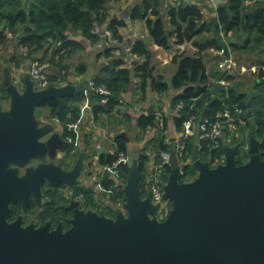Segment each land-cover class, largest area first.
Here are the masks:
<instances>
[{
  "label": "water",
  "instance_id": "95a60500",
  "mask_svg": "<svg viewBox=\"0 0 264 264\" xmlns=\"http://www.w3.org/2000/svg\"><path fill=\"white\" fill-rule=\"evenodd\" d=\"M128 13L125 9L129 33L136 37ZM30 70L22 77L23 89L11 73L2 81L9 106L5 109L0 98V264H264V157L253 132L249 158L243 163L236 158L237 147L225 145L224 163L212 166L200 158V146L195 145L191 162L198 174L187 182L178 178L179 160L172 145L163 194L172 208L163 221L156 219L159 205L152 203V192L142 195L136 163L124 186L127 215L119 212L116 219L107 218L85 210L73 198L64 207L72 213L67 229L62 223L55 228L49 223L24 226L21 215L10 221L12 203L21 200L25 206L31 195L40 202L44 181L74 191L87 156L82 153L70 170L40 163L19 176L7 168L68 148L51 126H39L35 111L86 85L56 86L55 73H49L47 87L35 90ZM20 75L18 71L16 77Z\"/></svg>",
  "mask_w": 264,
  "mask_h": 264
},
{
  "label": "crops",
  "instance_id": "0c3cea01",
  "mask_svg": "<svg viewBox=\"0 0 264 264\" xmlns=\"http://www.w3.org/2000/svg\"><path fill=\"white\" fill-rule=\"evenodd\" d=\"M143 1L144 0H106L105 12L108 15L106 22H109L113 17H117L119 20L124 21V25L118 26L123 41L110 56L103 53L109 47L108 39L105 36L99 38V40H93L87 36L81 35L79 31L75 32L73 29H70L68 31L72 37L82 42V48L75 52L56 57L53 62L55 65L51 66V69H46L48 75L49 73H55L54 84L56 86H65L70 83L76 86L82 83L86 84L83 91H80L83 92L84 98L79 102L81 113L80 118L75 121L77 123L76 128L74 129L75 138L70 141L68 140V137L66 138L64 136L65 123L60 122L54 117L48 106L43 104L36 108L35 111V117L39 121V126H51L53 134L68 143V148L56 150L58 156H61V158L66 156L67 161L69 160V169L63 168V170L72 169L82 153L87 155L83 161V170L79 176L80 184L76 186L91 189L93 202L90 205V210L97 211L99 214L105 215V217L111 219H116L119 212L123 215H127V210L124 207L126 198L124 186L126 185L130 168L133 167L135 163L139 166L140 189L143 197L147 196L148 192L145 190L146 175L147 173L154 171L155 164L158 162L159 152L161 151V144L164 143L168 145V149L170 148L171 150V146L174 145L179 137L181 128L176 122L178 112L173 105V98L179 90L173 88L171 85L172 78L177 72L178 64L173 58L179 53L194 55L199 52V49L193 41H186L181 44L172 43L169 48H164L153 43L150 38L149 29L146 25V19L130 18L131 12L136 8L139 12L142 11ZM155 1H160L161 3L164 2L165 5H172L178 0ZM184 1L198 3L203 10V15L206 21L214 22V26L217 24L215 28L212 26L213 30L208 34L213 36L218 30L220 40L224 42L223 48H226V53L223 55H219L217 52L218 49L215 48H209L201 52L206 66V73L209 77L211 89H209V91L211 92V98L221 96L224 93L223 90L226 89L227 86L233 85L235 82L240 83V91L251 86L257 68L262 62H264V48H260L258 51L255 49V51H252L253 54L251 56L248 55L249 57L243 53L239 56L238 54L240 52H246V49H237L232 46L231 44H236L237 42L236 36L232 31L225 33L221 25L217 23L219 22L217 15L219 4L215 5L209 0V2H206V0ZM254 1L255 0H246L243 2L244 4L246 3L247 6L251 4L252 7H257V4H254ZM5 4H7V6L9 4L10 6H8V8L11 10L21 8L29 11L30 9H34L35 13H38V9L41 8L43 10L42 17H46L48 14V6L45 3H40L39 0H13ZM125 9L129 10L128 17L131 21L132 29L137 34L136 37L129 33V27L124 15ZM164 13L166 14V10H164ZM245 17L248 18V15ZM30 26L32 29L34 28L32 24H30ZM23 28V26L10 28L6 25V21L0 17V36L2 34L6 35L5 39L0 42V59L3 61L0 63V98L2 103H5L7 96V91L2 86L4 76L7 73H11L13 81L16 80L15 82H18V88L23 89L24 83L22 77L27 74L26 69L28 67L31 68L36 63L42 64L40 61L42 62V59L47 55L50 56L51 50L54 49L58 43L52 38H48L41 43L42 45H40L39 49L31 52V48L25 47L19 43L21 35H24ZM105 28L104 25L101 29ZM9 29H12V33H16L17 35L13 45L9 43L11 40V37H9L11 31L5 32ZM101 32L103 33L104 30H101ZM138 37L144 38L150 42V48L153 53V77L156 80L160 79L167 83L169 88L166 91L158 92L154 89L151 80H148L146 90L142 92L139 87L140 77H134L128 89L122 92L120 103L112 111L100 113L96 117L93 112L90 98L93 90H97L91 86V82L106 76L107 70L110 69L109 65L111 63V58H124L126 60V65L130 68L135 63L142 62L143 59L141 57L130 53L131 43ZM232 38L234 39V42H231ZM239 44L242 45L240 42ZM9 45L11 49L18 51V55L21 57H17L15 53H12L10 57L12 60L10 61L7 56H4L3 51L6 50ZM187 47H191L194 50L192 51L193 54L188 53L189 50L186 49ZM229 59L231 61H229ZM222 60L225 63V68L219 67V63ZM18 61L21 62L19 66L16 65ZM18 71L21 72V75L16 77ZM228 74L234 75L235 78L233 80H227L225 75ZM248 74H250V77H252L253 80L249 83L247 82L244 86V80ZM30 77L34 89L41 90L36 86V80L32 77L31 72ZM201 99V97L195 99V104ZM204 104L206 106L205 102L198 107V118L207 116L205 106L202 108ZM241 107L245 114L246 108L242 105ZM249 111L251 110L247 109L248 117L246 119L243 118L244 114H235L236 121L234 123L225 122L224 134L209 143V145H212V148L209 150L219 151L220 149L221 151V155L217 160H220V158L221 161L222 159H225L223 151L225 145L230 147L242 145L240 147L246 152L248 160L250 135L252 132L255 134L248 121L252 117V114L249 116ZM149 113L156 115V124L147 128L140 127L138 125V118L143 114ZM160 116H162V119ZM243 129L246 131L245 135L242 134ZM119 133H124V135H118ZM230 137L231 140H229ZM118 138H121L120 141L123 142V152L119 149ZM191 138L193 139H190V141H194L195 143L194 147L197 144L201 146L200 158L202 159L201 151L205 150L206 145L204 146V144L200 142L198 132H196ZM256 139L260 143V139L257 137ZM76 145L77 151L72 153L71 148ZM110 153H118V159L111 165L101 164L99 160L100 156L102 154ZM69 155L71 157H69ZM120 157L122 158L120 159ZM208 159L209 160H202L209 161L211 165L214 166L211 162L212 160L210 158ZM86 162H89L92 165L94 164L97 169L94 171L93 169H88L86 167ZM85 169H87V171ZM192 169L195 171L193 176H197L198 170L194 166ZM84 172L87 173L82 177L81 175ZM170 172L171 168L168 170L167 176L164 177L166 182ZM105 180L107 184H104ZM66 188L70 189L67 185L61 186V189ZM70 192L73 191L70 189ZM117 193H123L125 198L116 197ZM65 196L67 199H73L69 194ZM81 207L84 208V206Z\"/></svg>",
  "mask_w": 264,
  "mask_h": 264
},
{
  "label": "trees",
  "instance_id": "16d2710c",
  "mask_svg": "<svg viewBox=\"0 0 264 264\" xmlns=\"http://www.w3.org/2000/svg\"><path fill=\"white\" fill-rule=\"evenodd\" d=\"M13 0H0V17L6 21V25L10 28L23 26L24 35H21L19 43L25 47L31 48V52L39 49L41 43L48 38L57 41V46L51 50L49 65L54 66L56 57L75 52L82 48V42L72 37L68 30L73 29L75 32H80L81 35L87 36L93 40L103 38L106 29H110L118 43L113 45L109 43V47L103 52L110 56L113 51L121 44L123 37L118 30V26L124 25L123 20L113 17L106 22L108 15L105 12L106 0H39L40 3H45L48 6V14L42 17V9H38L35 13L34 9L26 11L25 9H9L8 2ZM243 1L246 0H227L218 5L217 15L218 24L221 25L223 31L228 33L232 31L239 33L241 25L245 24L250 27L254 33L262 37L264 36V4L263 0H255V6L249 13L248 18L244 15L248 7ZM200 2V1H199ZM203 2V1H202ZM206 2H209L206 0ZM142 11L137 8L131 12L130 18L146 19V25L149 29L151 41L164 48H169L172 43L181 44L186 41H193L199 49V52L194 55H186L179 53L174 56L173 60L178 64L177 72L172 78L171 85L179 92L173 98V105L176 108L179 102L184 103L183 109L177 111L176 122L182 128L183 122L191 115L197 114L198 107L206 102L207 116L213 118L214 115L226 108H231L232 105L239 104L246 109L243 118L248 117L247 109L251 110L252 117L249 119L251 129L260 139V154L264 157V62L260 64L255 72V78L251 86L243 90H239L240 83L233 82L223 90V94L218 97L211 98L209 91V77L206 73L202 51L209 48L221 49L224 42L220 40V34L217 30L216 34L210 36L214 22H207L203 15V10L198 3L178 0L174 4L165 5L164 2L155 0H144L142 2ZM166 10V14L164 13ZM245 20V23H244ZM32 24L34 28L30 26ZM105 25V29H101ZM217 25V24H216ZM215 25V26H216ZM214 26V28H215ZM101 30L104 32L102 33ZM6 35L0 36V42L5 39ZM241 37V36H240ZM237 40V38H236ZM250 44V36H247L239 44H231L237 49H247ZM255 50V49H254ZM130 53L143 59L142 62L135 63L132 67L126 65V60L122 57L111 58L104 78L93 81L95 86H104L108 91L106 96L104 93L94 91L91 94V103L94 115L97 117L100 113L112 111L119 103L122 92L128 89L134 77H140L139 87L142 92L146 90L148 80L155 90L158 92L166 91L169 85L160 79H155L153 72V53L150 48V42L144 38L138 37L131 43ZM21 62H17V66ZM41 63V61H40ZM227 80H233L234 75H225ZM211 90V89H210ZM202 99L195 104V99ZM84 98L83 92H76L60 98H52L44 103L51 110V114L60 122L65 123L64 136L73 140L75 132L68 129V124L75 122L80 118V101ZM107 98V101L102 103V99ZM194 104V105H193ZM193 105V107H192ZM157 118L153 113L143 114L138 118V125L142 128L154 126ZM245 130L243 133L245 135ZM247 136V135H246ZM245 136V138H246ZM193 139V138H191ZM118 138V146L123 152V142ZM247 140V139H246ZM205 150L201 151L202 159L209 160L214 163L219 159L221 151L209 150L208 141H202ZM194 141L188 142V150L192 153ZM242 146V145H239ZM162 149H168V145L162 143ZM213 154V155H212ZM215 154H217L215 156ZM118 159V153L102 154L100 156L101 164H113ZM239 163L247 160L246 152L239 148L238 151ZM218 162L220 160H217ZM141 166V165H140ZM170 169V168H169ZM168 169V170H169ZM194 174V169H190ZM125 179V175H124ZM125 181V180H124ZM106 180L104 181V184ZM107 184V183H106ZM57 187L63 184L56 183ZM49 197L51 201L47 204L46 214H50L52 226L62 223L64 227H69V219L72 213L65 210V206L58 205L55 200V191L50 190ZM83 194L85 197L84 206L91 205L93 202L91 189L86 187H76L74 195ZM66 197V196H65ZM64 197V198H65ZM116 197L125 198L123 193L116 194ZM12 215L14 219L21 215L22 211L27 213L33 208V203L29 200L27 205L23 206L21 202L11 204Z\"/></svg>",
  "mask_w": 264,
  "mask_h": 264
},
{
  "label": "built area",
  "instance_id": "2783aa9c",
  "mask_svg": "<svg viewBox=\"0 0 264 264\" xmlns=\"http://www.w3.org/2000/svg\"><path fill=\"white\" fill-rule=\"evenodd\" d=\"M213 2L214 0H209ZM104 35H106V38L108 39V42L110 44H117L118 41L113 38V33L110 29H106L104 32ZM218 54L223 55L226 53V48L218 49ZM229 61H231L229 59ZM49 63H36L31 67V75L36 80V86L40 89H43L47 87L49 80H48V73L46 72V69H48ZM219 67L225 68V63L222 60L219 63ZM264 68V66H263ZM91 86L93 88L101 93H104L106 96L109 94L108 91L105 89L104 86H95L93 82H91ZM102 103L107 101V98H103ZM194 105V104H193ZM192 105V107H193ZM184 103L181 101L177 104L176 110L180 111L184 107ZM198 112V110H197ZM244 114L243 108L237 104L232 105L231 108H226L222 111L217 112L213 118H210L209 116L198 118V114H193L189 116L182 125L181 132L179 134V137L175 141L174 145L176 148V155L178 157L179 163V172H178V178L182 182L191 181L194 176L190 172V169L193 168L191 157L192 153L189 152L187 146L188 142L191 139V137L198 132V138L200 139V142L202 141H208L212 142L219 137H221L225 132V122L234 123L236 121V116ZM76 122H72L68 124V129L73 130L76 128ZM68 140L71 141L70 138ZM231 140V137L229 138ZM209 149L212 148V145H208ZM237 147V150L241 147L239 145H235ZM201 149V146H200ZM71 152H76V146L71 148ZM170 148L169 149H162L159 152L158 162L155 164V168L153 172L147 173L146 175V181H145V190L147 192H152L151 200L153 204L159 205V208L156 212V219L158 221H163L167 218L171 208L172 203L169 200L163 199L164 194V185L166 184V181L164 180V177L168 174V169L171 168L170 165ZM236 158L238 159V152ZM225 159L220 158V163L216 160L213 165L216 166L221 163H224ZM239 162V160H238ZM77 200L80 202V205H84L85 203V197L83 194H79L77 197Z\"/></svg>",
  "mask_w": 264,
  "mask_h": 264
},
{
  "label": "rangeland",
  "instance_id": "374dc122",
  "mask_svg": "<svg viewBox=\"0 0 264 264\" xmlns=\"http://www.w3.org/2000/svg\"><path fill=\"white\" fill-rule=\"evenodd\" d=\"M246 4V3H245ZM254 4H257L256 3V1H254ZM246 6H247V4H246ZM263 7H264V5H262ZM248 7V10H246L247 12L244 14V15H248L249 16V13H250V11L254 8V7H252L251 6V4L250 5H248L247 6ZM208 19H210V18H208ZM244 23H245V20H244ZM242 27H241V30L239 31V33H234L233 32V34L236 36V38H237V40L240 42V43H242V42H244V40H245V38L247 37V36H250V44H249V48H247L245 51L246 52H240L238 55L239 56H241L242 55V53L244 54V55H252L253 54V52L252 51H255L254 49H257V51L260 49V48H264V36H262V37H259V36H257L255 33H254V30L252 31L251 29H250V27H248V25H245V24H242L241 25ZM8 31H11V35H9V37H11V40H10V42L9 43H11L12 45H13V42L16 40V37H17V35H16V33H12V29H9V30H6L5 32H8ZM241 36V37H240ZM187 50H189V52L188 53H190V54H193V52L192 51H194L191 47H187L186 48ZM26 52V51H25ZM12 53L14 54H16L17 55V57H19L20 55H18V51H16L15 49L13 50V49H11V47H10V45L6 48V50H4L3 51V55L4 56H7L8 57V59L11 61L12 59L10 58L11 57V55H12ZM246 53V54H245ZM21 57V56H20ZM249 57V56H248ZM49 60H50V56H46V57H44L43 59H42V62L41 63H43V62H45V63H48L49 62ZM3 61L0 59V63H2ZM9 66H11V65H9ZM51 69V65H49L48 66V69ZM68 68H69V66H68ZM14 72V71H13ZM247 78H248V80H247ZM253 79H252V77H250V74H248V76H246V79L244 80V86L247 84V82L249 83L250 81H252ZM0 83H1V77H0ZM6 100H8L9 101V97L7 96L6 97V99H5V103H3V105H4V108L6 109V108H8V101L6 102ZM205 106V104L202 106V108ZM162 116H160V118H161ZM162 119V118H161ZM76 147H77V145H76ZM77 151V150H76ZM213 155V154H212ZM217 154H215V156H216ZM69 157H71L70 155H69ZM73 157V156H72ZM122 157H120V159H121ZM40 163H53L54 165H58V166H61L62 168H64V169H69V167H68V163H69V160L67 161V158H61V156H58V154H55L54 156H51V155H44V156H42V157H34V158H32L28 163H26V164H24V165H14V164H11V165H9L7 168H11V169H15V170H17L18 171V175L19 176H21V175H23L26 171H27V169H29V168H33V167H35V166H37V165H39ZM86 167L88 168V169H90V170H92L93 169V171L95 170V169H97V167L93 164H91V163H89V162H86ZM89 164V165H88ZM92 165V166H91ZM102 168V167H101ZM86 173L87 172H84V173H82V177L84 176V175H86ZM99 177V176H98ZM100 177H101V173H100ZM196 177V176H195ZM194 177V178H195ZM193 178V179H194ZM77 187V186H76ZM67 194H69L70 196H72V194L74 195V192H70V189L69 188H66V189H61L60 191H59V193H57L56 195H55V200H56V202H57V204L58 205H62V206H68V205H70V203H71V201H72V199H67V197H65V195H67ZM75 196V195H74ZM65 197V198H64ZM77 196H75V197H71V198H74L73 200H77V198H76ZM51 201V198L49 197V193H47V192H43L42 193V196H41V200H40V202H38V205H40L41 203H43L42 205H40V207L42 206V207H44V209H46L47 208V206H46V204H48L49 202ZM82 206H84V205H82ZM84 208H85V210H90V205H87L86 207L84 206ZM21 217H22V220H23V225H25V224H32V223H36L35 221H34V219H33V216H27V217H24L23 215H21ZM47 219V218H46ZM47 223H49V222H47ZM50 224V223H49ZM52 226V225H51ZM57 225H53L52 226V228H55ZM68 227H64V229H67Z\"/></svg>",
  "mask_w": 264,
  "mask_h": 264
},
{
  "label": "flooded vegetation",
  "instance_id": "af4514ba",
  "mask_svg": "<svg viewBox=\"0 0 264 264\" xmlns=\"http://www.w3.org/2000/svg\"><path fill=\"white\" fill-rule=\"evenodd\" d=\"M62 158H66V156H64ZM60 189H61V186L57 187L56 183H54L52 186H50V184L47 181H44L42 183V193L43 192H47L48 193L50 190H54V191H56L55 193L57 194V193H59ZM71 197H75V196L72 194ZM29 200L31 201V203H33V208L28 213L26 211H22L21 215H23L24 217L33 216V219H34V221L36 223H32V224H34L35 227H41V226L45 225L47 222H49L50 226H51L52 225V221H51V218H50V214H46L48 205L46 204V206H47L46 209H44V207H42V206L40 207V205H42L43 203L38 205V201H36L34 199V196H32V195L30 196ZM17 202H21L22 203L21 200H19ZM16 218L10 219V221H14ZM25 225H28V224H25ZM51 228H52V226H51Z\"/></svg>",
  "mask_w": 264,
  "mask_h": 264
}]
</instances>
